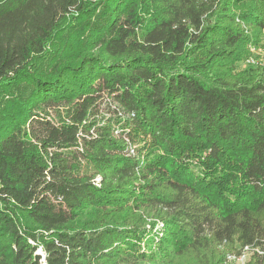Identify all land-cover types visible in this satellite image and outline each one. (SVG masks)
Masks as SVG:
<instances>
[{"label": "trees", "instance_id": "1", "mask_svg": "<svg viewBox=\"0 0 264 264\" xmlns=\"http://www.w3.org/2000/svg\"><path fill=\"white\" fill-rule=\"evenodd\" d=\"M263 32L264 0H0V264H264Z\"/></svg>", "mask_w": 264, "mask_h": 264}, {"label": "rangeland", "instance_id": "2", "mask_svg": "<svg viewBox=\"0 0 264 264\" xmlns=\"http://www.w3.org/2000/svg\"><path fill=\"white\" fill-rule=\"evenodd\" d=\"M237 21L240 23L239 18ZM241 25L245 29V32L247 34H251L250 30L246 27L244 23L241 22ZM253 35V34H252ZM259 41H250L248 44V55L246 58L236 61L233 64V72L239 73L246 71L251 68H261L264 67V32L257 38ZM111 102L108 101L107 98L103 100V103L101 105V114H105L107 118H112L111 116L114 115L112 111L108 108V104ZM111 108H114V105L111 103ZM111 112V113H110ZM134 148H136L134 146ZM141 151V156H142ZM190 171L192 174H201L203 172V169L199 166L194 164H190ZM97 182L100 184L101 177L98 176L96 178ZM146 220L149 219L145 215ZM151 220H153L151 218ZM146 244V243H145ZM143 246L144 243L142 244ZM148 246V245H147ZM159 247L158 243H154L152 249L156 250ZM166 250V256H159L155 261L158 262V264H198V261L196 259H193L191 255L187 254H176L170 252V247L165 249ZM172 254H169V253ZM38 253L42 254L43 251L41 249L38 250ZM253 258V252L249 250H243L238 244L234 246L232 250H228L227 246L221 245L217 246V248L214 250V256L213 261L211 264H250ZM42 262L45 263V261L42 258ZM146 264L144 262H138L136 264ZM104 264H111V262L106 261Z\"/></svg>", "mask_w": 264, "mask_h": 264}, {"label": "built area", "instance_id": "3", "mask_svg": "<svg viewBox=\"0 0 264 264\" xmlns=\"http://www.w3.org/2000/svg\"><path fill=\"white\" fill-rule=\"evenodd\" d=\"M244 250H249V251H251L250 248H249L248 246L245 247ZM251 252H252V251H251Z\"/></svg>", "mask_w": 264, "mask_h": 264}]
</instances>
